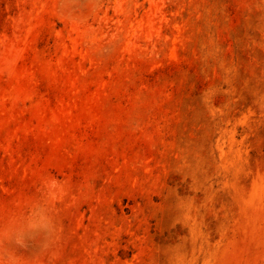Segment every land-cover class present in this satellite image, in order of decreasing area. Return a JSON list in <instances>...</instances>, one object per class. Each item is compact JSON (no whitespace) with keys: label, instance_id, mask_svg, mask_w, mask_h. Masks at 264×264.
Listing matches in <instances>:
<instances>
[{"label":"rangeland","instance_id":"374dc122","mask_svg":"<svg viewBox=\"0 0 264 264\" xmlns=\"http://www.w3.org/2000/svg\"><path fill=\"white\" fill-rule=\"evenodd\" d=\"M0 264H264V0H0Z\"/></svg>","mask_w":264,"mask_h":264}]
</instances>
